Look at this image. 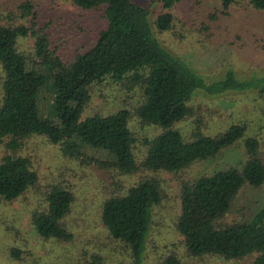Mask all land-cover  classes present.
Instances as JSON below:
<instances>
[{
    "label": "trees",
    "instance_id": "trees-1",
    "mask_svg": "<svg viewBox=\"0 0 264 264\" xmlns=\"http://www.w3.org/2000/svg\"><path fill=\"white\" fill-rule=\"evenodd\" d=\"M83 9L101 8L104 25L94 39L61 58L49 46L47 33L37 26L31 10L29 24L0 21V142L5 151L0 155V198L11 200L37 182V174L28 155L18 150L30 136H41L55 144L67 157H76L83 146L105 154V162L123 173L145 168L178 170L196 159L214 156L231 145L245 129V122H232L213 134L194 127L186 138L175 122L191 112L188 104L196 90L216 93L228 88L252 89L264 94V75L237 77L231 67L222 76L206 82L191 66L170 52L154 34L148 8L136 0H70ZM178 0H160L162 10L153 24L158 32L170 28L172 14L168 8ZM233 0H220L226 7ZM261 11L264 0H247ZM21 7L27 8V5ZM34 38L32 52L17 48V38ZM105 77L123 82L127 87L138 84L141 99L134 113L141 123L160 130L145 139V154L137 162L132 152L133 131L128 125L125 106L106 112L83 115L89 98V86ZM48 82L57 92L60 103L52 108L56 120L39 112L36 102L39 89ZM40 134V135H33ZM246 154L237 165H228L201 173L180 184V209L175 228L182 236L186 252L222 258H238L255 253L253 264H264V204L247 216L226 221L238 189L246 184L258 186L264 181V160L260 141L254 135L243 139ZM161 188L153 176L141 177L121 194H109L100 204L99 219L108 234L129 249L133 264H141L144 242L150 222V208L159 202ZM45 208L32 211L30 223L42 238L69 240L71 231L64 224L72 192L53 184L45 193ZM199 220L193 223V214ZM19 248L9 247L18 258ZM162 264H190L174 253H167Z\"/></svg>",
    "mask_w": 264,
    "mask_h": 264
},
{
    "label": "rangeland",
    "instance_id": "rangeland-1",
    "mask_svg": "<svg viewBox=\"0 0 264 264\" xmlns=\"http://www.w3.org/2000/svg\"><path fill=\"white\" fill-rule=\"evenodd\" d=\"M136 2L148 8L150 26L162 44L206 82L220 78L227 67L237 77L264 75V19L261 11L247 0H233L226 7L220 0L175 1L168 8L172 14L170 28L163 32H158L153 24L154 16L162 10L160 0ZM27 4L29 9L21 7ZM31 10L35 11L34 23L44 29L49 46L61 58L92 41L105 23L100 7L83 9L70 0H0V21L29 24ZM33 40L30 35L20 36L17 48L28 55ZM1 92L0 84V95ZM141 93L136 83L127 87L121 81L105 77L89 86V98L82 110L86 115L125 106L129 111L128 125L134 134L132 152L137 162L145 154V139L160 130L156 125L141 123L135 115L134 106ZM60 101L48 82L41 86L36 97L40 114L53 121L56 118L52 108ZM188 104L191 112L174 124L184 137L189 138L195 126L203 133L213 134L238 120L245 122L243 134L214 156L193 160L178 170L149 169L140 164L130 173L120 172L107 159L97 161L106 156L90 146H83L76 157H67L43 137H27L18 151L31 159L37 182L14 199L0 198V264H133L129 249L112 238L100 222V204L109 194H121L139 178L149 176L157 179L161 198L150 208L141 264H162L167 253H174L190 264H253L255 253L230 259L189 255L175 221L180 209L181 182L239 164L246 156L242 140L245 136L254 135L260 141L264 160V94L239 88L216 93L196 90ZM3 151L5 146L0 142V155ZM53 184L72 192L69 211L63 218L72 233L69 240L42 238L30 223L31 212L45 208V193ZM262 203L264 181L258 186L244 184L238 189L225 220L247 216ZM198 216L193 214V223L198 222ZM10 246L19 248L18 258L10 255Z\"/></svg>",
    "mask_w": 264,
    "mask_h": 264
}]
</instances>
